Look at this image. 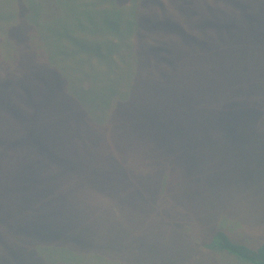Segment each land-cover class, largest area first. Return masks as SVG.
Instances as JSON below:
<instances>
[{"label": "rangeland", "instance_id": "374dc122", "mask_svg": "<svg viewBox=\"0 0 264 264\" xmlns=\"http://www.w3.org/2000/svg\"><path fill=\"white\" fill-rule=\"evenodd\" d=\"M116 1L125 10L132 2ZM237 1L180 0L179 9L164 11L141 0L125 15L172 17L205 39L215 29L204 24L209 17L224 27L241 20L245 7ZM44 23L34 26L45 30ZM174 30L155 36L171 32L183 41ZM261 30L264 22H256L249 35L207 61H188L157 87L138 82L118 132L110 120L85 128L64 83L54 86L56 106L27 128L14 99L6 97L7 106L0 94V264H68L60 253L81 264H253L206 244L216 229L253 246L264 241ZM51 88L41 87L48 101ZM224 127L235 130L232 138L221 136ZM27 162L42 174H27ZM39 226L48 238H35Z\"/></svg>", "mask_w": 264, "mask_h": 264}, {"label": "trees", "instance_id": "16d2710c", "mask_svg": "<svg viewBox=\"0 0 264 264\" xmlns=\"http://www.w3.org/2000/svg\"><path fill=\"white\" fill-rule=\"evenodd\" d=\"M153 1L156 5L160 4L164 11L179 9L180 0ZM116 2L0 0V94H3L7 106L6 97L14 99V108L18 107L27 117L22 119L26 128L35 117L40 118L46 111L52 110L51 104L56 106L57 99L55 103L52 99L58 90L54 86L62 89L61 84L64 83L67 94H60L75 102L82 113L85 128H88L87 125H106L110 120L114 131L118 132L126 114L123 103L129 102L138 82L144 81L157 87L159 82L172 80L188 61L196 58L207 61L213 50L233 44L238 38L249 35L256 22H264V0H238L236 3L245 7L241 20L234 19L232 25L224 27L223 23H216L209 17L203 22L215 26V29L209 28L205 31L207 38L201 39L187 33L177 22L172 23V17L145 19L135 13L127 17L125 13L137 11L141 0H132L127 10ZM65 7L68 9L65 10ZM189 12L198 10L194 8ZM187 19L182 21L189 24ZM41 22H45V30L34 26ZM168 29H175L174 32L182 35L184 40L171 32L170 39L155 36L169 32ZM169 42L172 45H168ZM42 62L47 64L42 66ZM25 64L27 66L22 70ZM15 80H18L16 88L12 87ZM44 82L53 90L49 101L41 93ZM33 98L41 107L39 112L31 106ZM68 106L64 108L69 110ZM70 112L75 118L79 117L74 111ZM234 131L231 127H224L220 133L223 138L230 139ZM40 171L37 164L27 162L25 165L27 174H42ZM32 214L37 218L44 213L33 210ZM36 229L41 231L35 233L38 237L30 232L32 237L48 238L42 227ZM206 245L220 247L253 264H264V241L253 246L234 239L224 229H216L213 240ZM60 256L68 264L70 261L82 263L77 261L75 254L60 253Z\"/></svg>", "mask_w": 264, "mask_h": 264}]
</instances>
